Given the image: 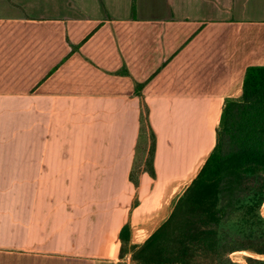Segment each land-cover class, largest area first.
<instances>
[{
  "label": "crops",
  "instance_id": "0c3cea01",
  "mask_svg": "<svg viewBox=\"0 0 264 264\" xmlns=\"http://www.w3.org/2000/svg\"><path fill=\"white\" fill-rule=\"evenodd\" d=\"M253 66L264 0H0V264H118L122 228L139 245L169 218ZM138 93L157 178L132 209Z\"/></svg>",
  "mask_w": 264,
  "mask_h": 264
},
{
  "label": "trees",
  "instance_id": "16d2710c",
  "mask_svg": "<svg viewBox=\"0 0 264 264\" xmlns=\"http://www.w3.org/2000/svg\"><path fill=\"white\" fill-rule=\"evenodd\" d=\"M142 89V86L139 87ZM140 96V130L129 179L140 201L141 178H157V135ZM264 66L247 69L243 94L225 103L217 144L169 218L139 245L122 228L118 264H264Z\"/></svg>",
  "mask_w": 264,
  "mask_h": 264
},
{
  "label": "rangeland",
  "instance_id": "374dc122",
  "mask_svg": "<svg viewBox=\"0 0 264 264\" xmlns=\"http://www.w3.org/2000/svg\"><path fill=\"white\" fill-rule=\"evenodd\" d=\"M263 213H264V210H262ZM246 256H249L248 253L246 252H237V253H234L231 255V258L234 260V261H237V262H240L241 264H247L245 261H244V257ZM237 259V260H236ZM201 260V263H209V260H205L204 258L203 259H200ZM239 260V261H238ZM243 262V263H242Z\"/></svg>",
  "mask_w": 264,
  "mask_h": 264
},
{
  "label": "bare ground",
  "instance_id": "6f19581e",
  "mask_svg": "<svg viewBox=\"0 0 264 264\" xmlns=\"http://www.w3.org/2000/svg\"><path fill=\"white\" fill-rule=\"evenodd\" d=\"M263 210H264V208H263ZM237 260V259H236ZM239 261V260H238ZM243 263V262H242Z\"/></svg>",
  "mask_w": 264,
  "mask_h": 264
}]
</instances>
